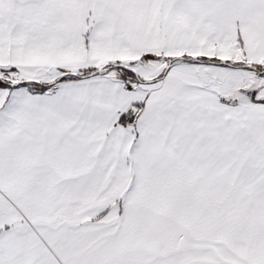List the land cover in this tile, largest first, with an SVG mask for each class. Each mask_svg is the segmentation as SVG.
<instances>
[{"label": "snow or ice", "instance_id": "obj_1", "mask_svg": "<svg viewBox=\"0 0 264 264\" xmlns=\"http://www.w3.org/2000/svg\"><path fill=\"white\" fill-rule=\"evenodd\" d=\"M0 264H264V0H0Z\"/></svg>", "mask_w": 264, "mask_h": 264}]
</instances>
